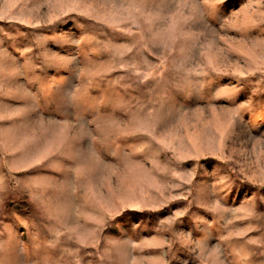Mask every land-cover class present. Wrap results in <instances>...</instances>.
Returning <instances> with one entry per match:
<instances>
[{"label": "rangeland", "instance_id": "obj_1", "mask_svg": "<svg viewBox=\"0 0 264 264\" xmlns=\"http://www.w3.org/2000/svg\"><path fill=\"white\" fill-rule=\"evenodd\" d=\"M0 264H264V0H0Z\"/></svg>", "mask_w": 264, "mask_h": 264}, {"label": "trees", "instance_id": "obj_2", "mask_svg": "<svg viewBox=\"0 0 264 264\" xmlns=\"http://www.w3.org/2000/svg\"><path fill=\"white\" fill-rule=\"evenodd\" d=\"M134 215V214H137V212H133V211H130L129 214H126L125 217H128V215Z\"/></svg>", "mask_w": 264, "mask_h": 264}]
</instances>
